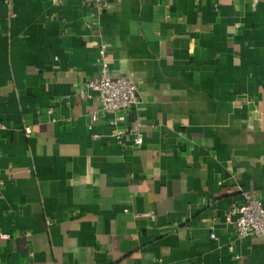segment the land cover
<instances>
[{
    "label": "crops",
    "instance_id": "obj_1",
    "mask_svg": "<svg viewBox=\"0 0 264 264\" xmlns=\"http://www.w3.org/2000/svg\"><path fill=\"white\" fill-rule=\"evenodd\" d=\"M102 42L141 146L90 125ZM1 125L0 264H264L226 220L264 206V0H0Z\"/></svg>",
    "mask_w": 264,
    "mask_h": 264
},
{
    "label": "built area",
    "instance_id": "obj_2",
    "mask_svg": "<svg viewBox=\"0 0 264 264\" xmlns=\"http://www.w3.org/2000/svg\"><path fill=\"white\" fill-rule=\"evenodd\" d=\"M82 1L92 7L93 14L97 17L106 10L111 0ZM255 2L251 4L252 7L255 6ZM87 26L91 27L92 23H88ZM107 48L108 44L104 42L96 46L95 62L98 65V75L84 83L87 88L97 93L99 101V109L90 114V125L99 117H106L109 124L114 127L110 133L112 137L121 142L128 135L134 146H141L143 134L140 116L136 115L127 127H120L127 121L129 112L137 102L136 85L129 79L112 74L106 57ZM80 94L85 95L83 91H80ZM25 133L27 135L30 133L29 127H25ZM226 220L233 224L237 238L264 236V206L259 198L251 194H246L242 203L232 204L228 208ZM8 236L5 233L0 234L2 238ZM211 237H214V234H211ZM229 248L232 250L231 245Z\"/></svg>",
    "mask_w": 264,
    "mask_h": 264
}]
</instances>
